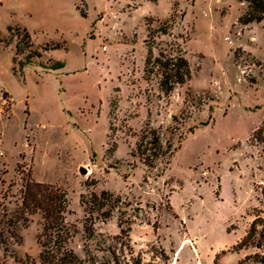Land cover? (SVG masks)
<instances>
[{
    "label": "rangeland",
    "instance_id": "374dc122",
    "mask_svg": "<svg viewBox=\"0 0 264 264\" xmlns=\"http://www.w3.org/2000/svg\"><path fill=\"white\" fill-rule=\"evenodd\" d=\"M246 8L241 0H0L10 43L0 50L2 212L15 213L33 179L66 192L77 264H256L245 259L263 250H236L264 188L252 138L264 122V21L244 23ZM18 29L34 46L14 62ZM147 42L155 57L183 54L191 79L165 94L160 75L145 73ZM148 126L175 150L156 168L133 153ZM104 191L112 217L90 216L82 201ZM18 235L9 251L0 247V264H53L42 255L41 213Z\"/></svg>",
    "mask_w": 264,
    "mask_h": 264
},
{
    "label": "trees",
    "instance_id": "16d2710c",
    "mask_svg": "<svg viewBox=\"0 0 264 264\" xmlns=\"http://www.w3.org/2000/svg\"><path fill=\"white\" fill-rule=\"evenodd\" d=\"M158 1V0H150ZM247 5L241 20L244 23L261 22L264 21V0H241ZM149 27L152 24H148ZM159 33H166L168 31L169 23L163 25ZM148 37L152 38L154 30L148 29ZM16 57L23 54L25 51L32 52L34 43L31 35L27 29H18L16 33ZM9 42L0 34V50L9 46ZM33 55L40 57L39 52H34ZM32 56V55H31ZM189 60L183 55L177 56L166 55L161 53L159 57H155L153 46L147 42V58L145 62V73L147 76L155 74L160 75L159 88L165 93L169 94L174 91L177 85H182L191 79V68ZM161 132L148 126L140 136L139 143L133 151L139 159L149 166L156 168L157 163L166 154H172L175 150H170L169 145H165L160 134ZM252 138L258 142L262 147V159L264 162V122L257 127L253 133ZM113 194L109 192H102L100 197L94 193L88 201H82L85 209L90 216L95 213H102L105 219L112 217V202ZM264 208V188L261 191V199ZM103 207H107L102 212ZM68 208V199L66 192L58 189H53L48 184L37 182L33 179H28L23 184L21 203L16 209L15 213H3L0 209V247L3 250L9 251L13 239L19 238L18 227L23 221H27L29 215L41 213L44 220V236L43 242V257H54L53 264H77L81 262L79 257L70 249L67 248V239L69 228L65 221V212ZM255 209V219L250 224L245 236L240 242L236 243V250L241 251L248 247H256L258 250L264 252V210ZM123 226V225H122ZM87 237L92 238L94 231L92 227L86 226ZM124 232V229H122ZM253 259L256 264H264V253H255L247 256L245 261Z\"/></svg>",
    "mask_w": 264,
    "mask_h": 264
},
{
    "label": "water",
    "instance_id": "95a60500",
    "mask_svg": "<svg viewBox=\"0 0 264 264\" xmlns=\"http://www.w3.org/2000/svg\"><path fill=\"white\" fill-rule=\"evenodd\" d=\"M80 171H81L82 174H86L87 173V169L85 167H83V166L80 168Z\"/></svg>",
    "mask_w": 264,
    "mask_h": 264
}]
</instances>
